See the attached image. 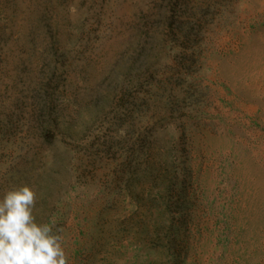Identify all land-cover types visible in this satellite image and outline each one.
Listing matches in <instances>:
<instances>
[{
    "label": "rangeland",
    "instance_id": "rangeland-1",
    "mask_svg": "<svg viewBox=\"0 0 264 264\" xmlns=\"http://www.w3.org/2000/svg\"><path fill=\"white\" fill-rule=\"evenodd\" d=\"M69 264H264V0H0V198Z\"/></svg>",
    "mask_w": 264,
    "mask_h": 264
},
{
    "label": "clouds",
    "instance_id": "clouds-1",
    "mask_svg": "<svg viewBox=\"0 0 264 264\" xmlns=\"http://www.w3.org/2000/svg\"><path fill=\"white\" fill-rule=\"evenodd\" d=\"M37 194L13 185L0 198V264H69L63 237L47 223H37Z\"/></svg>",
    "mask_w": 264,
    "mask_h": 264
}]
</instances>
